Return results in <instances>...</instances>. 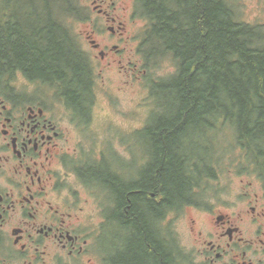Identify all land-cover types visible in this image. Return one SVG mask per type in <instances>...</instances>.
I'll use <instances>...</instances> for the list:
<instances>
[{"label": "flooded vegetation", "instance_id": "af4514ba", "mask_svg": "<svg viewBox=\"0 0 264 264\" xmlns=\"http://www.w3.org/2000/svg\"><path fill=\"white\" fill-rule=\"evenodd\" d=\"M79 3L88 14H79L84 29L74 30L70 18L66 24L93 77L86 104L79 103L84 95L74 103L21 73L0 86V264H126L123 256L134 236L126 219L138 195L161 203L156 214L143 212L165 248L171 240L180 248L171 225L188 210L202 264H264V171L246 161L238 142L224 140L219 148L213 140L201 174L207 181L191 199L165 200L162 185L153 187L152 174L154 136L167 111L155 105L151 90L175 68L169 62L157 70L146 66L140 49L148 22L136 0ZM21 4L0 0L2 27L17 24L15 8L21 11ZM166 66L172 70L159 76ZM114 71L146 90L141 123L137 106L121 110L109 87L103 96L111 109L98 107V92ZM19 75L22 86L13 82ZM235 166L238 187L231 190V178L218 184L234 175L224 173ZM211 185L212 193L203 197ZM171 257L172 264H184L178 255Z\"/></svg>", "mask_w": 264, "mask_h": 264}, {"label": "trees", "instance_id": "16d2710c", "mask_svg": "<svg viewBox=\"0 0 264 264\" xmlns=\"http://www.w3.org/2000/svg\"><path fill=\"white\" fill-rule=\"evenodd\" d=\"M16 2L22 3L21 11L15 8L17 24H0V86L21 73L74 103L84 95L79 103L85 105L94 81L66 24L83 13L79 1ZM236 2L136 0L148 22L140 49L146 66L157 70L169 62L175 68L151 90L155 105L167 111L164 127L154 136L153 187L162 185L171 203L191 199L207 181L201 174L213 140L220 148L232 135L246 161L264 171V25L242 21ZM132 203L126 221L134 236L123 256L126 264H172L174 254L186 261L172 240L165 248L147 226L143 211L156 214L161 203L139 195Z\"/></svg>", "mask_w": 264, "mask_h": 264}, {"label": "rangeland", "instance_id": "374dc122", "mask_svg": "<svg viewBox=\"0 0 264 264\" xmlns=\"http://www.w3.org/2000/svg\"><path fill=\"white\" fill-rule=\"evenodd\" d=\"M79 1V0H78ZM130 1V0H129ZM80 4V3H79ZM236 4L238 5L237 11L240 13L241 20L249 23V24H262L264 25V0H237ZM81 5V4H80ZM128 3L125 2L126 6ZM82 7V5H81ZM83 8V7H82ZM83 14L88 17V14L86 12H83ZM72 25L71 27L74 30H81L84 29L85 25L80 22V19H76L71 21ZM172 70V66H166L164 67L161 71L159 76H165ZM117 72L114 71L111 74V83L109 84L107 82V85L105 89L99 90L98 95V107L101 105L102 107H106V110H109L111 108L107 107V104L109 103L104 95V92L106 89L109 87L110 90L115 94L117 97L119 104H120V109L121 110H127L131 107L137 106V119L138 123H141V120L144 118L143 110H146L147 106V95H146V90L144 91L141 87L140 84H138L137 89L133 86L136 83L132 84H127L126 79L124 77H120L116 74ZM101 84H102V80ZM14 84L16 86L20 85L22 86L24 84V81L21 78V75L17 76L14 79ZM140 83V82H139ZM26 84V82H25ZM26 89H29L28 87ZM234 152H236V149H233ZM229 162V161H228ZM236 164V162H235ZM239 169L232 168L230 167L226 173L224 174H229L230 172H233L234 175H230L228 177H221L218 180V184L220 183H226L227 180L225 178H231L229 179L230 183V188L231 190L234 188H237L238 185L240 184V179L237 176ZM247 180V178H246ZM251 181L247 180L246 182ZM220 182V183H219ZM256 184V181H251ZM225 188V186H223ZM213 190V185H211V189H208L207 191L203 192V197H209L210 194L212 193ZM257 190H260L259 188ZM240 192V191H239ZM180 218L176 222H172L171 225V233L173 234V238H178V244L180 245L181 250L185 253L184 257H188L187 264H202L201 256L199 255V250L195 248L197 238L193 234H190V227L192 226L190 222V218L192 217V214L186 210L184 212L179 213ZM173 229V230H172ZM197 229H199V224H197ZM177 235V236H176ZM198 243V242H197Z\"/></svg>", "mask_w": 264, "mask_h": 264}]
</instances>
